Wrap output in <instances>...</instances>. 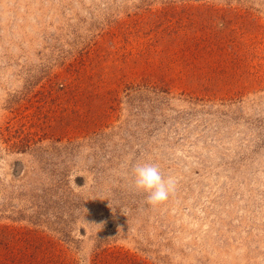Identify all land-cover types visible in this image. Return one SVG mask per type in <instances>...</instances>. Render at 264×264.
<instances>
[{"label": "rangeland", "instance_id": "374dc122", "mask_svg": "<svg viewBox=\"0 0 264 264\" xmlns=\"http://www.w3.org/2000/svg\"><path fill=\"white\" fill-rule=\"evenodd\" d=\"M0 264H264V0H0Z\"/></svg>", "mask_w": 264, "mask_h": 264}, {"label": "clouds", "instance_id": "9594fccd", "mask_svg": "<svg viewBox=\"0 0 264 264\" xmlns=\"http://www.w3.org/2000/svg\"><path fill=\"white\" fill-rule=\"evenodd\" d=\"M132 176L135 186L146 193V200L152 205L167 201L175 190V179L165 177L155 163L137 162L132 168Z\"/></svg>", "mask_w": 264, "mask_h": 264}]
</instances>
